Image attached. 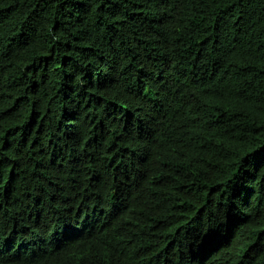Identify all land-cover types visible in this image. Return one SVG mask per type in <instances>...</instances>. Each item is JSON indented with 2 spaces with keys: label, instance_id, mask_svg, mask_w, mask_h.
<instances>
[{
  "label": "trees",
  "instance_id": "trees-1",
  "mask_svg": "<svg viewBox=\"0 0 264 264\" xmlns=\"http://www.w3.org/2000/svg\"><path fill=\"white\" fill-rule=\"evenodd\" d=\"M0 264H264V0H0Z\"/></svg>",
  "mask_w": 264,
  "mask_h": 264
}]
</instances>
